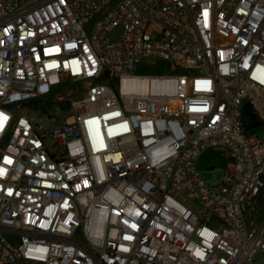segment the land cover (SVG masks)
<instances>
[{
	"label": "built area",
	"instance_id": "1",
	"mask_svg": "<svg viewBox=\"0 0 264 264\" xmlns=\"http://www.w3.org/2000/svg\"><path fill=\"white\" fill-rule=\"evenodd\" d=\"M0 264H264V0H0Z\"/></svg>",
	"mask_w": 264,
	"mask_h": 264
},
{
	"label": "rangeland",
	"instance_id": "2",
	"mask_svg": "<svg viewBox=\"0 0 264 264\" xmlns=\"http://www.w3.org/2000/svg\"><path fill=\"white\" fill-rule=\"evenodd\" d=\"M199 166L205 180L211 185H217L225 176L226 160L212 152L202 156Z\"/></svg>",
	"mask_w": 264,
	"mask_h": 264
}]
</instances>
